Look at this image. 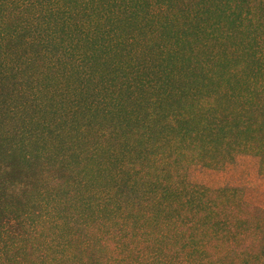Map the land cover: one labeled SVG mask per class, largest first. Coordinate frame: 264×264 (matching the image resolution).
Segmentation results:
<instances>
[{
  "label": "trees",
  "instance_id": "16d2710c",
  "mask_svg": "<svg viewBox=\"0 0 264 264\" xmlns=\"http://www.w3.org/2000/svg\"><path fill=\"white\" fill-rule=\"evenodd\" d=\"M264 0H0V264H264Z\"/></svg>",
  "mask_w": 264,
  "mask_h": 264
},
{
  "label": "rangeland",
  "instance_id": "374dc122",
  "mask_svg": "<svg viewBox=\"0 0 264 264\" xmlns=\"http://www.w3.org/2000/svg\"><path fill=\"white\" fill-rule=\"evenodd\" d=\"M187 180L209 189H239L245 202L264 210V176L259 174L258 159L254 156L238 155L221 170L193 166Z\"/></svg>",
  "mask_w": 264,
  "mask_h": 264
}]
</instances>
